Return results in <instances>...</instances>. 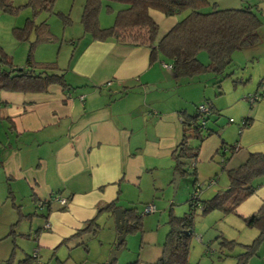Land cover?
<instances>
[{
    "label": "crops",
    "instance_id": "crops-1",
    "mask_svg": "<svg viewBox=\"0 0 264 264\" xmlns=\"http://www.w3.org/2000/svg\"><path fill=\"white\" fill-rule=\"evenodd\" d=\"M215 3L220 9L251 7L262 21L258 42L232 55V62H236L233 76L240 81L234 84L228 80L226 87L224 84L226 90L234 92L235 103H243L240 97L248 103L240 118H248L249 125L241 132L239 129V136L233 141L228 139V132L222 134L229 145L237 147L232 155H227L231 157L225 164L227 169H233L249 154L264 153V101L255 97L248 102V97L257 93L258 83L262 81L264 85V0ZM111 7L113 12L104 11V16L100 10L102 28L112 24L113 13L119 10ZM149 13L158 24L157 40L179 20L153 10ZM68 45L71 52L66 49L64 63L57 61L64 70L67 87L51 86L43 93L0 91V207H11L8 216H18L15 206L24 215L35 214L29 221L23 219L24 224L18 230L14 228V234L32 235L24 240L33 242L30 247L38 262L41 256L55 255L57 260L66 256V261L74 262L68 250L82 246L88 253L85 237L96 236L100 222L114 219L113 210L134 208L138 213L135 202H149L140 203L141 212L152 204L149 200L156 191L173 183L172 156L182 138L181 112L192 114L190 103H204L200 86L177 77L170 60L159 55L151 59L148 46L114 39L92 40L82 28ZM35 60L40 61L37 56ZM212 136L200 145L201 163L214 160L216 150L225 142L219 134L217 140L207 142ZM196 172L198 180L197 163ZM223 177H210L207 186L201 187L199 198H208L217 185L224 188ZM253 184V194L232 214L239 221L240 217L257 212L264 203V176ZM55 198H64L66 206ZM112 203V210L103 209ZM35 217L41 222L35 223ZM92 219L98 225L96 232L70 238ZM45 222L49 224L47 229ZM110 236L113 238L102 250V259L90 260L89 264H104L100 262L115 246L117 229ZM14 243L17 245L15 240ZM156 251L154 248L145 252L146 256H157L155 260L149 257V264L159 258Z\"/></svg>",
    "mask_w": 264,
    "mask_h": 264
},
{
    "label": "trees",
    "instance_id": "trees-1",
    "mask_svg": "<svg viewBox=\"0 0 264 264\" xmlns=\"http://www.w3.org/2000/svg\"><path fill=\"white\" fill-rule=\"evenodd\" d=\"M10 1L0 0V9L4 12H12ZM104 1L107 2L105 11L108 14L113 12L110 3L126 6L114 12L113 22L106 28L100 27L98 20ZM54 3L55 0H27L26 6L31 8L35 16L42 11L51 13ZM207 5L209 0H85L80 24L83 33L92 40L114 39L120 43L150 47L151 59L159 55L170 60L172 70L177 77L192 79L203 73H212L216 76L217 87L220 88L221 82L229 76L226 74V69L232 66L233 53L258 42V28L262 21L251 7L220 9L217 5L216 7L212 5L211 12H201V8ZM151 10L160 12L166 17L179 16L185 11L188 12L157 40L158 24L150 16ZM60 17L63 18L64 15L60 14ZM69 22V19L64 20V24ZM13 33L20 41L27 40L30 35L34 36V40L30 42L25 64L20 67L16 66L12 58L0 48V91L43 93L51 86L67 87L64 70L59 68L56 62H37L32 56V49L37 43L52 41L48 24L45 21L36 24L33 20L27 19L22 27L14 28ZM202 51L207 54V65H203L198 59ZM239 81L235 79L233 83L236 84ZM257 86V93L253 96L264 101L262 81ZM203 105L207 107V113L198 112L199 105L195 106V112L192 114L181 112L182 138L172 156L175 175L178 174L180 177L190 175L192 188L198 183L196 163L200 154V145L216 133L207 128V121L211 114L219 113L209 101L205 100ZM248 120L245 118L242 121L240 132L249 125ZM192 139L198 141L199 144L196 147L190 145ZM235 150H237L236 145L222 142L214 154L219 156V165L225 170L228 180L226 189L217 191L213 197L206 200L200 198L194 200L190 195L187 200L188 212L182 217L174 216L169 211L166 221L168 232L163 241L160 256L151 264H188L191 239L194 235L195 213L198 211L204 216L218 210L224 214H235L236 207L253 194L256 188L253 184L254 180L264 176V153L249 154L241 165L227 169L225 164L231 157L227 155H232ZM15 207L18 219L10 226L7 234L12 237L13 247L3 264H39L37 256L34 255L35 252L32 255L26 254L19 260L15 258L18 247L14 243L15 238L30 239L32 235L30 233L14 234V228L23 219L29 221L35 215H24L18 206ZM113 208L112 203L103 209L112 210ZM123 218L127 224L126 233L142 231L143 216L136 213L134 208L124 209ZM240 219L245 227L258 231L254 240L243 246L244 251L234 256L235 264H248L249 259L257 254L258 247L264 241V203L257 212ZM97 229L98 225L95 219H92L70 238L96 232ZM231 244L232 242L223 240L220 250L229 249ZM222 250L219 253V259L227 256ZM104 264H116V260ZM130 264H138V262Z\"/></svg>",
    "mask_w": 264,
    "mask_h": 264
},
{
    "label": "rangeland",
    "instance_id": "rangeland-1",
    "mask_svg": "<svg viewBox=\"0 0 264 264\" xmlns=\"http://www.w3.org/2000/svg\"><path fill=\"white\" fill-rule=\"evenodd\" d=\"M26 2L27 0H11L10 3L13 8L12 12H4L0 9V48L12 58V61L16 66H23L30 48V42L34 40V36L30 35L27 40L20 41L15 38L13 30L16 27H22L27 19L33 20L36 24L45 21L48 24L52 41L37 43L32 49V56L34 57V60L35 56H37L40 60L37 62L57 63L59 59V61H63L64 63L66 49H69V53L71 52V47L68 45L69 39L73 37L75 38L76 35L81 32L82 27L80 24V17L85 0H55L51 13L42 11L35 16L33 15L31 8L26 6ZM215 2L216 0H209V5L203 6L200 11L203 13L211 12L213 6L216 7V4L213 5ZM110 4L114 8L119 7L118 9L126 7L119 3ZM105 5H107V2L104 1L102 3V12L105 11ZM187 12L188 11H185L176 17L179 19L185 17ZM60 14H63L64 17H60ZM104 15H106L105 12L102 13V16ZM65 19H69L70 22L64 24ZM162 28L163 25L160 23V29ZM198 59L203 65L208 64V57L205 52H200ZM237 65L240 64L237 63ZM234 66L236 67V62L233 61L232 66H230L229 69H226V74L229 76L221 82L220 88L217 87L216 76L212 73H203L195 78L189 79L190 82L194 84L192 86H200V95L202 96L203 93L202 97H204L203 102L205 100L209 101L211 105L219 111L218 115L211 114L207 121V128L216 132L213 135L214 137H211L213 139H209L207 142H210V140H214L215 138L217 140L218 134L220 135L219 139L225 141L222 134H226L227 132L231 134H228V139H231V141L239 136L238 130L240 129L243 119L240 118V114L248 107V103L243 100V97H240V101L244 104L235 103L233 98L234 92H229L225 88L228 80L232 82L235 80ZM196 81H198L199 84H196ZM195 106L196 105H194L193 102L190 103L189 112L194 113ZM230 119L233 121L231 124L229 123ZM234 129H237L236 133H234ZM229 140H226L225 142L230 144L228 142ZM198 144L199 143L196 139L190 140V145L192 147H196ZM200 159L201 153L197 166L199 173L198 183L202 187L207 186L210 177L224 176L223 185L222 179L220 181V185L224 188L217 185L215 191L209 194L208 198H206L210 199L217 191L225 189L224 183L227 179L219 165L220 159L218 156H214V160H210V162L206 161L201 163ZM188 170L190 172L189 167ZM172 178H174V176H172ZM191 181L192 179L190 175L181 177V182L178 183L175 193L172 184L167 185L163 190L156 191L154 197H151L149 200L156 208L153 213L145 214L143 213V210L141 212V206L143 205L140 203L149 202H135L134 207L137 209V212L143 216L142 231L137 233H126L124 238L125 248L116 259V264H130L135 261H137L138 264H149L150 262H147L151 261L148 260L150 259L149 257L153 260L157 258V256H152L151 254L146 256L145 252H152V249L156 248V253H161L163 241L168 232L166 221L169 211L177 217H182L188 212L187 200L193 193ZM142 197L146 198L145 195H142ZM4 210H6V214H2ZM11 210V207H0V264H2L3 260L9 257L12 249V237L7 236V234L10 230V226L15 223L18 216H8V214L12 212ZM34 219L35 223L39 221L41 222V219L38 217H35ZM23 224L24 223L20 221L15 226V229L18 230ZM193 226L194 235L191 239L188 264H235L234 256L242 253L244 251L243 246L250 244L258 234L256 229L245 227L239 219L234 217V215L224 214L218 210H214L204 216L200 215L197 211L194 215ZM115 229L116 226L113 218L107 223L100 222V230L97 235L86 236L84 239L90 249L88 253L82 246H77L70 249V251L68 250V253L72 254L74 262L66 261V256L57 260V256L55 255L48 258L41 256L39 264H89L90 260L97 258L100 260L102 259L100 258L102 250L108 247V241L113 238L110 235L115 232ZM223 240L232 242V244L229 249H221L227 256L223 259H219L218 257ZM15 241L18 246L15 251L16 260L23 258L26 254H33V249L30 247L31 244H33L31 240L16 238ZM66 248L67 247H65V249ZM63 250H61V252H64ZM111 250V248L108 250L109 252L106 259L100 263H105L107 261ZM256 252L257 254L249 259L248 264H264V241L260 244ZM60 257L62 256L60 255Z\"/></svg>",
    "mask_w": 264,
    "mask_h": 264
},
{
    "label": "water",
    "instance_id": "water-1",
    "mask_svg": "<svg viewBox=\"0 0 264 264\" xmlns=\"http://www.w3.org/2000/svg\"><path fill=\"white\" fill-rule=\"evenodd\" d=\"M179 178H180V176L178 174L174 175L173 183H172L174 193L176 191V188H177V185H178V182H179ZM113 215H114V223H115L118 235H117V238H116L115 246L110 251V254H109L108 258H107L106 263H109L111 261L116 260L119 257L120 253L125 248V242H123V241H124V238H125V235H126L127 224H126V222L124 221V218H123V210L117 208V209L113 210Z\"/></svg>",
    "mask_w": 264,
    "mask_h": 264
},
{
    "label": "built area",
    "instance_id": "built-area-1",
    "mask_svg": "<svg viewBox=\"0 0 264 264\" xmlns=\"http://www.w3.org/2000/svg\"><path fill=\"white\" fill-rule=\"evenodd\" d=\"M165 68H169L167 65H163ZM109 85V83H107ZM255 100L254 96H250L248 97V102H253ZM207 107L203 104L198 106V112L200 113H207ZM230 121H232L230 119ZM211 182V181H210ZM201 185L199 183H196V185L193 188V193L191 194V197L194 200H197L199 198V193H200V189H201ZM54 201H57L61 206H66V200L64 198H55ZM144 213H153L155 211V207L152 204H148L144 207ZM44 228L47 229L49 228V224L48 222L44 223ZM34 255L36 256V252L34 253Z\"/></svg>",
    "mask_w": 264,
    "mask_h": 264
}]
</instances>
